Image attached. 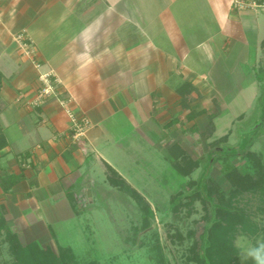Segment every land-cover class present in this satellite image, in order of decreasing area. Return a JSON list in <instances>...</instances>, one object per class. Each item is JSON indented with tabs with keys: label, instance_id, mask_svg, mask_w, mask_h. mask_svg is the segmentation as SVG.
<instances>
[{
	"label": "crops",
	"instance_id": "obj_1",
	"mask_svg": "<svg viewBox=\"0 0 264 264\" xmlns=\"http://www.w3.org/2000/svg\"><path fill=\"white\" fill-rule=\"evenodd\" d=\"M232 62L259 99L264 0H0L1 248L8 232L42 237L62 207L77 213V191L93 203V184L115 188L108 166L140 191L154 160L179 172L186 132L228 143L232 131L215 138L225 100L205 79L218 87ZM46 77L55 94L35 106ZM70 113L91 121L80 139Z\"/></svg>",
	"mask_w": 264,
	"mask_h": 264
},
{
	"label": "rangeland",
	"instance_id": "obj_2",
	"mask_svg": "<svg viewBox=\"0 0 264 264\" xmlns=\"http://www.w3.org/2000/svg\"><path fill=\"white\" fill-rule=\"evenodd\" d=\"M231 64L236 70L222 80L219 88L216 81L220 83V80L205 79L221 91L220 97L225 100L215 119V138L232 131L228 143L222 139L211 141L209 128L199 136L186 132L183 138L187 150L179 163L185 165L190 159L199 164L198 168L183 175L181 170L174 172L167 162L154 160L153 182L143 190H134L147 204L138 196L111 187L102 178L99 185L93 184L91 188L95 202L86 200L87 191H77L83 196L82 206L77 203V213L68 206L60 208L56 217L45 221L48 232L38 238H20V243L26 246L36 242L44 252L52 254L47 253L51 258L59 256L62 246V249L70 247L80 264H163L162 261L198 264L201 241L209 240L203 245L210 247L213 264H241L242 248L264 241V186L245 183L238 175L230 179L225 175V168L227 165L241 174H261L264 83L259 99L256 95H247L244 89L253 79H244L246 70L241 69L244 64ZM256 76L264 81V69ZM240 116L243 118L239 119ZM248 151L254 152L251 157L245 155ZM207 180L216 188L213 196L219 197L213 202L230 212L224 213L226 222L221 227L211 224L213 229L208 235L204 233L207 216L221 218L222 215L208 200ZM179 193L186 197L176 200ZM174 200L180 203L176 208ZM148 207L152 216L148 215ZM235 209L242 214L234 215ZM11 262L9 249L0 246V264ZM248 264L253 261L249 260Z\"/></svg>",
	"mask_w": 264,
	"mask_h": 264
},
{
	"label": "trees",
	"instance_id": "obj_3",
	"mask_svg": "<svg viewBox=\"0 0 264 264\" xmlns=\"http://www.w3.org/2000/svg\"><path fill=\"white\" fill-rule=\"evenodd\" d=\"M203 113V112H201ZM227 138V137H226ZM225 138V139H226ZM254 152L252 151H248L247 153H245V155L247 157H251V154H253ZM264 158L262 157L259 160V164L261 166V174H257V173H247V174H241L237 169H235L233 166H227L226 165V172L225 175L231 179L232 176H241L242 180L246 183L248 182V184L250 185H262L264 186ZM185 166L183 167V165H181L179 162H177L175 165H177V170L181 171H185V173H191L193 172L196 168H198V163L187 159ZM188 162V163H187ZM260 175V176H257ZM107 176H108V180L110 181V183L117 188L123 189L126 192H129L130 194H133L135 196H138L139 198H141V200L143 199L136 191H134L131 187L128 186V184L126 183V181L119 176V174L110 166H108L107 168ZM210 181V180H209ZM209 181L207 180V184L205 185V189L208 192V196H209V202L212 203V205L216 208L215 210H217L218 206L216 202H213L216 199H219L218 196H213L215 195V190L216 188L211 186ZM204 187V186H203ZM251 189H255V188H251ZM245 190H248V188H246ZM249 191V190H248ZM197 193L200 194V192L198 191ZM188 196V195H187ZM185 198L186 196H182V194H178V199L176 200H181L182 198ZM221 200H223V197L221 196ZM143 202H145V200H142ZM174 202V208H176L177 206L180 205V203H178L177 201H173ZM146 203V202H145ZM147 204V203H146ZM148 209V215H151V209L150 207L146 208ZM221 212L220 215L221 218L215 216L214 218H211L209 216H207V224L205 226V230L204 233H206L208 235V232H210L213 228H210L211 224L212 227H221L223 225V223H225V216L224 213L229 214L230 212L225 209H221L218 208V212ZM242 214L240 211L235 209L234 215H239ZM236 223H239L238 221H235ZM240 224V223H239ZM20 238L18 237V235L16 234H12V233H7V236L4 240V242L8 245V249H9V254L12 257V264H80L76 258L75 255L72 251V249L70 247H65L64 249H61V252H59V256L58 257H49L47 255V253L49 255H52L49 252H44L39 246L38 243L33 242L29 245H22L20 243ZM205 241H209V240H202L201 241V246L199 248L200 252V256H199V261L198 264H213L212 258L210 256V247H208L207 245L204 247L203 244H205ZM163 264H165V262L162 261ZM82 264V263H81ZM84 264H98L97 262H89V263H84Z\"/></svg>",
	"mask_w": 264,
	"mask_h": 264
},
{
	"label": "built area",
	"instance_id": "obj_4",
	"mask_svg": "<svg viewBox=\"0 0 264 264\" xmlns=\"http://www.w3.org/2000/svg\"><path fill=\"white\" fill-rule=\"evenodd\" d=\"M237 3H239V5H242V2L237 1ZM252 4H255V2H252ZM17 39L20 42V46L24 51V54L29 58H32L35 55V50L33 49V46L24 42L25 37L23 34L18 35ZM43 82L45 83V85L38 92L37 98L34 101L35 106L44 105L47 100L55 94L53 87L49 84L47 80V77L43 79ZM70 117L73 122L74 138L80 139L81 137L85 136L87 134V131L91 127V121L86 117H76L72 113H70Z\"/></svg>",
	"mask_w": 264,
	"mask_h": 264
},
{
	"label": "clouds",
	"instance_id": "obj_5",
	"mask_svg": "<svg viewBox=\"0 0 264 264\" xmlns=\"http://www.w3.org/2000/svg\"><path fill=\"white\" fill-rule=\"evenodd\" d=\"M252 260L253 264H264V241L255 246L242 248L240 252L241 264H248Z\"/></svg>",
	"mask_w": 264,
	"mask_h": 264
},
{
	"label": "water",
	"instance_id": "obj_6",
	"mask_svg": "<svg viewBox=\"0 0 264 264\" xmlns=\"http://www.w3.org/2000/svg\"><path fill=\"white\" fill-rule=\"evenodd\" d=\"M88 195H89V196L91 195V192H90V191H88Z\"/></svg>",
	"mask_w": 264,
	"mask_h": 264
}]
</instances>
